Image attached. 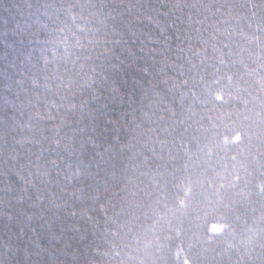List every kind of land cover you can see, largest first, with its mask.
I'll use <instances>...</instances> for the list:
<instances>
[{
    "label": "trees",
    "instance_id": "obj_1",
    "mask_svg": "<svg viewBox=\"0 0 264 264\" xmlns=\"http://www.w3.org/2000/svg\"><path fill=\"white\" fill-rule=\"evenodd\" d=\"M0 264H264V0H0Z\"/></svg>",
    "mask_w": 264,
    "mask_h": 264
},
{
    "label": "snow or ice",
    "instance_id": "obj_2",
    "mask_svg": "<svg viewBox=\"0 0 264 264\" xmlns=\"http://www.w3.org/2000/svg\"><path fill=\"white\" fill-rule=\"evenodd\" d=\"M223 97H221V99H222ZM238 139L240 138V137H237Z\"/></svg>",
    "mask_w": 264,
    "mask_h": 264
}]
</instances>
